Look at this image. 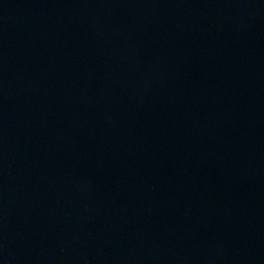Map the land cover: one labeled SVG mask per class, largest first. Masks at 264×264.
Wrapping results in <instances>:
<instances>
[{
	"label": "water",
	"instance_id": "obj_1",
	"mask_svg": "<svg viewBox=\"0 0 264 264\" xmlns=\"http://www.w3.org/2000/svg\"><path fill=\"white\" fill-rule=\"evenodd\" d=\"M0 264H264V0H0Z\"/></svg>",
	"mask_w": 264,
	"mask_h": 264
}]
</instances>
